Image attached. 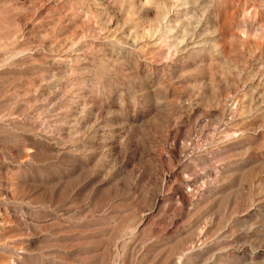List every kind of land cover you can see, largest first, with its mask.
I'll return each mask as SVG.
<instances>
[{
	"label": "rangeland",
	"instance_id": "rangeland-1",
	"mask_svg": "<svg viewBox=\"0 0 264 264\" xmlns=\"http://www.w3.org/2000/svg\"><path fill=\"white\" fill-rule=\"evenodd\" d=\"M0 264H264V0H0Z\"/></svg>",
	"mask_w": 264,
	"mask_h": 264
}]
</instances>
